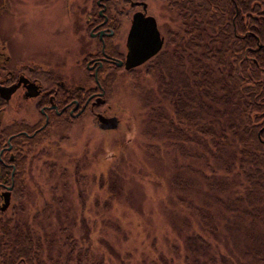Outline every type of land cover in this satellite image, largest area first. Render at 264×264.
Returning a JSON list of instances; mask_svg holds the SVG:
<instances>
[{
	"label": "trees",
	"instance_id": "trees-1",
	"mask_svg": "<svg viewBox=\"0 0 264 264\" xmlns=\"http://www.w3.org/2000/svg\"><path fill=\"white\" fill-rule=\"evenodd\" d=\"M165 1L184 25L179 40L131 83V93L144 112L143 152L151 157L168 151L172 186L181 194L178 202L205 226L214 214L209 208L194 210L189 199L194 188L190 176L200 179L207 187L204 196L218 208L215 217L228 222L230 237L245 239L250 264H264V0ZM103 175L96 184L107 210L121 190ZM32 207L29 204L26 212L19 206L11 219L0 221V264L7 257L10 264H87L82 260L87 248L67 233L75 222L61 228L59 220L31 214ZM82 227L87 233L88 227ZM112 229L120 242L128 241L124 228ZM207 230L192 232L184 241V252L173 248L168 259L162 252L159 257L154 254L155 248H147L140 236V260L131 253L115 260L175 264V256L180 262L193 257L199 264L197 258L217 248L216 227ZM104 247L102 255L117 257L108 243ZM90 257L89 264H101ZM228 261L222 258L219 264Z\"/></svg>",
	"mask_w": 264,
	"mask_h": 264
},
{
	"label": "flooded vegetation",
	"instance_id": "flooded-vegetation-1",
	"mask_svg": "<svg viewBox=\"0 0 264 264\" xmlns=\"http://www.w3.org/2000/svg\"><path fill=\"white\" fill-rule=\"evenodd\" d=\"M154 1L165 7L164 19L151 10ZM18 3L25 10L19 27L33 34L21 35L24 46L15 47L12 41L18 36L4 34L1 23L19 16L13 12ZM149 19L161 40L160 50L125 69L130 27L135 21L147 35L141 24L152 23ZM181 25L165 0H0V221L11 219L19 206L27 212L31 203L30 213L40 219L67 218L69 209L63 207L59 190L74 185L76 172L88 179L85 167L91 165L93 151L84 148L92 147L91 131L102 153L108 144L103 137L118 129L124 136L121 142L118 135L112 140L118 151L134 147V120L126 111L120 117L114 111L122 105L115 95L119 82L125 80L130 89L119 93L130 95L132 81L179 40ZM34 34L45 36L42 45L29 42ZM111 119L116 126L107 129ZM34 174L47 184L36 190L30 181ZM5 264H10L8 257Z\"/></svg>",
	"mask_w": 264,
	"mask_h": 264
},
{
	"label": "rangeland",
	"instance_id": "rangeland-1",
	"mask_svg": "<svg viewBox=\"0 0 264 264\" xmlns=\"http://www.w3.org/2000/svg\"><path fill=\"white\" fill-rule=\"evenodd\" d=\"M155 3L157 5L150 3L151 10L164 19L166 17L165 7L161 3ZM23 7V4H15L13 12L19 16L15 19L10 18L9 20L12 22L4 20L1 23V31L4 34L12 31L18 36L16 37L17 40L12 41L15 47L24 46L22 44L23 38L20 40L21 35L26 38L27 35L33 34L23 27H19L22 23L21 15L23 11L25 12ZM34 36L33 40H29L33 46H40L46 40L45 36L36 34ZM120 89L127 92L130 90L128 83L123 79L120 80L118 91L116 90L115 93L117 97L120 96L122 105L118 104V106L121 110L114 109V111L119 117L123 116V112L126 111V116L134 120L135 132L138 137L137 139L135 136L134 147L131 145L128 149L122 148L121 146L125 144L122 145L121 143L122 149L120 148L121 150L118 151L116 144L112 143L117 135L119 142L124 139V136H121L123 130L118 129L116 133H108L103 137L106 141L108 139V144L103 147L102 153L98 144L99 140L96 139V133L91 131L89 137L92 147L87 145L88 148L86 146L84 148L85 152L93 151L92 163L89 167L88 165L85 167L86 170L87 168L89 170L87 172L88 179H82L85 175L83 172L76 173L74 185L70 184L69 188L66 187L64 191L62 188L59 190V198L65 200L64 203H60L64 204L63 207L66 211L69 209L67 218L63 215L59 217V226L68 228V225L75 222L74 229L68 230L67 233L74 237L78 246L87 248V258L82 260L89 264L91 254L92 258L101 264H118L115 259L118 257L121 259L126 253H131L134 259L140 260L144 256L140 248L136 247L140 236L143 237L142 242L147 248H155L152 249L154 254L159 257L162 252V257L168 259L173 257L168 256L174 253L173 248L182 249L184 252V241L192 232H204L205 234L208 233L207 228L216 227L219 236V239L216 238L218 239L217 248H213L205 257H199L196 261L199 264H219L220 259L227 257L229 258L227 264H250L251 257L245 239L243 236L239 238L230 237L227 230L229 228L228 222L225 219L215 217L218 214V208L204 196L207 187L196 176H190L194 181V188L189 193L192 207L194 210L209 208L214 214L212 215L213 220L211 222L207 220L204 226L200 217H189L188 211L180 206L181 203L178 200L181 194H178L172 186L174 170L171 167V157L168 155V151L162 149L161 152L151 157L143 152L141 139L145 125L144 112L133 91L130 92V95H121ZM125 138L130 139V134H126ZM76 152H78V147ZM101 156L103 157V164L101 163ZM103 173V180L107 177L111 183L115 180L116 185L121 190L118 201L110 202L111 206L107 210H103V198L98 194L99 185L96 184L99 175ZM147 173L151 174L150 179L147 177ZM30 181L36 190L35 186L42 188L43 185L47 184L37 178L35 174ZM63 192L66 193L63 194ZM82 224L88 227L87 233H85ZM112 225L120 230L124 228L127 233V242H120V237L113 232ZM104 227L106 230L103 229ZM104 243H108L113 248L117 257L111 256L109 258L108 253L101 254L105 248ZM174 259L175 264H194L195 261L193 257H189L183 262L178 261L175 256Z\"/></svg>",
	"mask_w": 264,
	"mask_h": 264
},
{
	"label": "water",
	"instance_id": "water-1",
	"mask_svg": "<svg viewBox=\"0 0 264 264\" xmlns=\"http://www.w3.org/2000/svg\"><path fill=\"white\" fill-rule=\"evenodd\" d=\"M151 22L152 23L146 25L141 24V26L148 31L147 35H143L141 33L142 30L138 28L135 21H133L126 41L128 55L125 60V69H129L143 63L160 50L161 40L158 36L155 24L152 20ZM115 126L116 122L111 119L109 120L107 129H113Z\"/></svg>",
	"mask_w": 264,
	"mask_h": 264
}]
</instances>
